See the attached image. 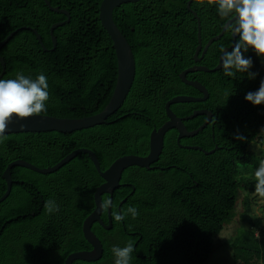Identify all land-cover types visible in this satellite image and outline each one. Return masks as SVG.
<instances>
[{"label":"trees","instance_id":"trees-1","mask_svg":"<svg viewBox=\"0 0 264 264\" xmlns=\"http://www.w3.org/2000/svg\"><path fill=\"white\" fill-rule=\"evenodd\" d=\"M48 1L71 16L70 24L54 32L55 52L51 51L50 30L65 15L53 13L44 0H0V43L19 29L34 27L48 50L44 51L34 32H19L0 53L6 63L3 79H14L17 72L33 79L41 73L47 77V110L36 115L59 119L95 116L111 101L118 76L113 42L99 18L103 0ZM189 1L143 0L115 9L114 22L136 58V78L124 105L105 125L73 134L5 136L0 143V199L7 190L3 174L18 160L47 169L74 151L89 149L105 172L121 157L149 154L152 131L168 121L166 104L179 96H202L180 79L183 71L195 66L198 47V21L187 8ZM191 10L201 22L205 47L222 33L226 21L218 16L215 0H194ZM232 44L227 31L200 65L215 69L224 49ZM245 55L253 61L255 79L243 73L227 77L223 70L190 74L187 79L205 86L209 100L171 108L180 118L200 110L212 112V123L196 137L183 139L181 145L205 152L218 150L213 155L185 150L177 142L178 132H169L164 151L153 166L157 169L132 167L125 171L112 198V230L93 226L103 244V258L97 263L75 264H114L112 247H123L128 241L134 243L131 264H206L216 250L215 240L237 217L241 193L243 229L240 227L231 243L233 262L264 264V216L254 215L258 198L254 172L264 154L249 150L253 144L264 143V105L253 106L245 100L264 81V65L254 51ZM2 71L0 64V75ZM206 120L197 117L184 124L193 132ZM238 135L244 139H237ZM12 179L19 183L0 204V232L7 224L12 234L17 229L23 235L16 243L17 251L23 245L32 246L39 256L55 254L37 264H64L70 254L92 250L83 236V224L95 209L94 195L104 181L88 155H78L51 175L17 167ZM105 199L111 197L105 195ZM48 201H55L59 211L50 213ZM129 207H135L139 215L133 218L127 213ZM108 210L102 216L107 226ZM115 212L125 214V219L116 222ZM11 253L15 254L0 240V264L14 260ZM23 263L22 259L14 262Z\"/></svg>","mask_w":264,"mask_h":264},{"label":"water","instance_id":"water-1","mask_svg":"<svg viewBox=\"0 0 264 264\" xmlns=\"http://www.w3.org/2000/svg\"><path fill=\"white\" fill-rule=\"evenodd\" d=\"M46 5L53 13H57L60 15H65L68 17L67 22L58 23L52 26L50 30V34L53 40V49L52 52L56 51L57 48V38L54 35L55 30L65 26L70 22V14L67 11L60 10L59 8H53L51 3L48 0H44ZM143 0H103L100 7V21L103 29L107 32L109 37L111 38L114 46V50L116 52L117 63H118V76H117V84L113 94V97L107 107L103 110V112L83 119H59L55 117L43 116V115H33L32 117L25 118L24 120H17L15 117L9 121L7 125V129L5 132V136L8 135H18V134H42V133H52L57 132L61 134H73L78 131L88 130L91 128H95L98 126H103L107 123L108 119L115 115L121 107L124 105L136 78V59L133 53L132 47L128 43L127 39L123 36L119 28L114 22L113 13L115 9L127 5V4H136ZM194 0H190L187 4V8L192 12L194 17L198 21V47L194 55V59L196 63H200L205 55L207 54L209 48L215 43L218 42L221 38L224 37L227 30L224 27L223 31L217 37L212 38L205 47H203V41L201 37V22L197 13L191 10V5ZM23 30H31L34 32L38 38V41L42 45L44 51H48L43 45L42 38L40 34L36 30L22 28L11 35H9L4 41L0 43V53L4 47H6L11 40L21 31ZM235 39L233 38V44ZM231 47L224 49L231 50ZM223 51V52H224ZM222 52V54H223ZM219 59L218 66L215 69H208L203 66H194L185 71H183L180 75L181 81L189 86L197 90L202 97H188V96H179L171 99L166 104V115L168 117V121L159 129H155L152 131L150 136V146H149V154L144 157L140 156H125L117 159L108 170L102 172L101 165L96 154L89 149H79L74 151L65 157L60 163H58L54 167H50L47 169H39L36 166L25 162V161H15L11 163L3 174V180L7 184V190L5 195L0 199V204H2L5 200L9 198L12 192L13 180H12V171L14 168L20 167L30 171H33L42 175H51L58 172L64 166L69 164L80 154L88 155L93 162L97 172L100 177L103 179L104 183L97 189L94 200H95V209L93 213L85 220L83 224V236L88 244L92 247L91 251L78 252L70 255L65 264H74L76 262H84V263H97L104 256V248L101 240L94 234L92 228L95 224H100L105 230H112V217H111V207L108 210V218L109 225L106 226L102 220L104 210H100V204L103 201V196L109 195L112 198L117 189L121 187V181L125 171L132 167H138L142 169H146L149 171H154L157 169L153 167L160 159L164 147L166 136L169 132L176 130L178 132V144L181 148L185 150H194L204 152L206 155H213L217 150L216 149L205 152L200 147L193 146H182L180 141L183 139L194 138L203 132L213 120V113L208 110H200L195 111L191 116L186 118L178 117L173 111L172 106L178 104H191V103H204L207 102L210 98L209 92L205 86L197 81H190L187 79L188 75L195 73H217L222 71L221 57ZM201 56V57H200ZM0 64L3 68L2 74L0 75V79H3L6 74V63L4 58L0 55ZM197 117H206L207 120L205 123L197 130L193 132H189L187 127L185 126V122L189 120H193ZM126 202L123 201L122 204ZM121 210V207H119Z\"/></svg>","mask_w":264,"mask_h":264},{"label":"clouds","instance_id":"clouds-1","mask_svg":"<svg viewBox=\"0 0 264 264\" xmlns=\"http://www.w3.org/2000/svg\"><path fill=\"white\" fill-rule=\"evenodd\" d=\"M215 7L218 16L226 21L224 27L235 39L231 50H225L221 57L224 75L235 77L243 73L255 79L256 73L251 72L253 61L245 54L252 50L264 61V0H215ZM48 89V79L43 73L35 79L22 72H17L14 79H0V143L5 140L7 125L14 117L24 120L47 110ZM245 100L253 106L264 105V81L257 91L248 92ZM237 139L242 141L244 137L238 135ZM254 177L255 193L264 198V159L259 161ZM111 204L110 199H105L100 210L110 208ZM46 206L50 213L59 211L55 201H48ZM127 213L133 218L139 215L135 207H129ZM113 216L116 222L125 219L121 212ZM111 251L114 264H131L134 243L128 241L123 247L113 246Z\"/></svg>","mask_w":264,"mask_h":264},{"label":"rangeland","instance_id":"rangeland-1","mask_svg":"<svg viewBox=\"0 0 264 264\" xmlns=\"http://www.w3.org/2000/svg\"><path fill=\"white\" fill-rule=\"evenodd\" d=\"M264 65V61H263ZM264 136V128H263ZM249 150L258 156L264 154V143L253 144L249 147ZM244 199V193L240 194V200L238 203L237 217L225 227L221 235L215 240L216 250L212 254L211 258L206 264H234L233 262V251L231 247L232 240L243 229V225L240 222V213L242 212V201ZM254 215L257 217L264 216V198L259 197L255 199ZM241 227V230L239 231Z\"/></svg>","mask_w":264,"mask_h":264},{"label":"flooded vegetation","instance_id":"flooded-vegetation-1","mask_svg":"<svg viewBox=\"0 0 264 264\" xmlns=\"http://www.w3.org/2000/svg\"><path fill=\"white\" fill-rule=\"evenodd\" d=\"M138 4V3H136ZM61 10V9H60ZM65 11V10H64ZM67 17V16H65ZM68 20V17L64 19V21H62L61 23H64ZM71 23V16H70V22L67 23V24H70ZM28 29H32V30H35L34 27H30ZM31 31V30H30ZM52 38V37H51ZM53 41V40H52ZM44 45V44H43ZM206 56V55H205ZM201 57V56H200ZM205 58V57H204ZM194 59V57H193ZM204 60V59H203ZM203 60L200 62V63H196L195 62V59H194V62H195V66L198 65V66H202L200 64H202ZM202 97V96H200ZM198 97V98H200ZM182 141V140H181ZM181 141H180V144H181ZM183 146V145H182ZM13 180V179H12ZM19 182L18 181H14L13 180V186H12V191H13V188L15 185H17ZM7 185V184H6ZM12 193V192H11ZM103 220V219H102ZM105 224V223H104ZM8 225L7 224H4L3 227H2V230L0 232V240H1V243L3 246L7 247H11L13 249V251L15 252L14 253H11V258L14 259L12 261H10L9 264H14L15 261H18L20 259H22L24 261L23 264H37L38 261H43L45 259V261L47 259H52L55 254L52 253L49 254V253H41V255L39 256L38 255V251L34 254V248L31 247H28V248H25V246H21L20 248H18V251H17V248H16V243L17 241L21 240V238L23 237V235L21 236V233L18 232V230L16 229L15 232L12 234L10 231H9V228L7 227ZM107 226V225H106ZM92 231H93V228H92ZM30 233V232H29ZM34 231L32 230V235H33ZM95 234V233H94ZM97 236V235H96ZM26 237V236H25ZM19 245V244H18ZM56 251V249L54 250ZM53 251V252H54ZM84 252V251H82ZM78 253V252H76ZM74 254V253H72ZM70 254V255H72ZM69 255V256H70ZM68 256V257H69ZM67 257V258H68ZM67 260V259H66ZM66 262V261H65ZM65 264V263H64ZM75 264V263H74Z\"/></svg>","mask_w":264,"mask_h":264}]
</instances>
